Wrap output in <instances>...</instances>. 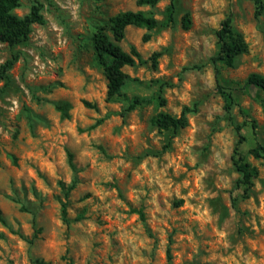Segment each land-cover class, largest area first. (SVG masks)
Instances as JSON below:
<instances>
[{"label":"rangeland","instance_id":"374dc122","mask_svg":"<svg viewBox=\"0 0 264 264\" xmlns=\"http://www.w3.org/2000/svg\"><path fill=\"white\" fill-rule=\"evenodd\" d=\"M171 1L21 0L14 10L24 17L42 4L45 23L26 43L0 42V70L19 57L6 77L0 71V264H264V159L250 153L264 145V92L244 86L250 74L264 76V12L255 16L253 0H174L168 23ZM126 11L159 26L147 43L145 29H126L119 46L136 47L142 61L124 68L126 83L107 102L93 37L106 28L113 39L106 25ZM228 16L249 49L233 67L211 61ZM216 67L236 99L233 121ZM184 107L194 110L185 129L153 124ZM240 136L241 156L258 172L247 184L233 161Z\"/></svg>","mask_w":264,"mask_h":264},{"label":"trees","instance_id":"16d2710c","mask_svg":"<svg viewBox=\"0 0 264 264\" xmlns=\"http://www.w3.org/2000/svg\"><path fill=\"white\" fill-rule=\"evenodd\" d=\"M257 6L255 13L256 17H259L264 12V0H253ZM159 0H137V6H156ZM21 0H0V42L6 43L10 47H15L26 43L30 39V35L33 31V26L43 25L45 23L44 16L42 14L43 6L37 3L33 5L30 12L24 17H18L14 14V10L19 8ZM174 0L171 1L167 7V22L172 23L174 21ZM183 25L185 29L190 26L189 15L184 16ZM130 26L145 29V33L142 37V41L147 43L150 38V32L159 26V22L151 14H147L143 11H126L119 13L111 17L106 25L111 32L113 39L106 31V28H99L94 34L93 43L94 49L97 55L99 64L102 66L104 75L107 81V102H114L120 95L126 80L127 74L124 72L125 67H133L137 61H142L140 53L136 47H132L130 52L124 51L119 44L125 39L126 29ZM217 37L219 39V53L212 58V63H223L228 67H233L236 59L248 52V45L245 43L243 36L240 33L234 31L232 26V18L228 16L222 23L221 29L217 31ZM160 53H154L151 60L153 66L156 67L157 59ZM18 55H13L12 58L7 60L4 65L1 66V75L6 77V73L10 71L16 62L18 61ZM216 83L217 92L223 98L225 102V111L229 115V119L233 121V109L236 105V99L231 91H228L220 83V71L216 67ZM245 87H254L264 92V76L260 74H250L244 84ZM138 101L135 100L128 108L132 111ZM83 105L86 108L97 109L95 104L84 101ZM68 104H62L57 106V110L61 113L62 118H68ZM189 107H184L179 117L171 116L167 113H160L153 119V124L161 130H172L177 133L179 130L185 129L189 125V115L193 113ZM101 122V121H100ZM98 122V123H100ZM94 127V126H93ZM255 128V126H254ZM244 138L240 136L238 144L234 149L233 161L237 168V171L241 175L239 180L240 184H247L252 178L257 176V169L250 163L246 162L241 156L239 146L243 143ZM257 159H264V145L257 143L250 152ZM68 161L72 169H74L73 155L68 152ZM138 214L142 221L145 220V213L142 209L132 210ZM62 219L65 223H69L67 218L66 206L62 208ZM0 222L5 224V220L0 211ZM168 257L170 259V250L168 251ZM35 264H45L43 261L35 260Z\"/></svg>","mask_w":264,"mask_h":264}]
</instances>
